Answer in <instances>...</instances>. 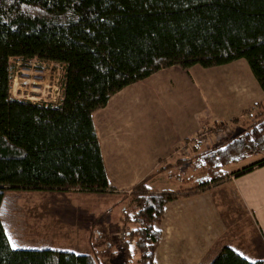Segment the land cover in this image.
<instances>
[{
  "label": "trees",
  "instance_id": "16d2710c",
  "mask_svg": "<svg viewBox=\"0 0 264 264\" xmlns=\"http://www.w3.org/2000/svg\"><path fill=\"white\" fill-rule=\"evenodd\" d=\"M11 58L61 65L59 102L11 98ZM238 60L264 91V0H0V205L9 190L111 192L92 114L158 71ZM242 124L205 150L199 140L190 141L193 155L181 160L191 173L182 182L192 183L184 196L264 165L262 158L224 171L264 152V113ZM151 177L133 187L125 212L131 227L123 247L130 257L137 255L135 264H155L157 225L165 204L177 196L151 193ZM96 255L13 248L0 222V264H97ZM210 264H264V258L249 261L222 247Z\"/></svg>",
  "mask_w": 264,
  "mask_h": 264
},
{
  "label": "rangeland",
  "instance_id": "374dc122",
  "mask_svg": "<svg viewBox=\"0 0 264 264\" xmlns=\"http://www.w3.org/2000/svg\"><path fill=\"white\" fill-rule=\"evenodd\" d=\"M230 65L228 68L223 66L222 73H219L217 68L205 69L200 66H193L176 75H170V71L162 72L166 74L164 78H151L146 80V84L140 85L144 90L136 92L142 94L139 98H134L136 100L131 106H125L124 116L125 118L131 116L132 121L130 122L136 121V125H142V131L145 133V130L149 128H153L152 130L162 127L170 128V123L163 121L155 126L151 124L160 115L165 116L166 121L169 122L168 115L183 113L186 108L189 109L190 114L200 115L205 103L207 105V100L211 103L216 100L225 101L228 100L227 95L233 96L247 89L249 91L246 93L254 96V79L247 72L246 62L238 60ZM232 67L239 68V80L235 75L224 76L226 73L223 72L234 71ZM62 75V66L57 63L38 59L25 61L11 58L9 59L10 97L31 103L54 105L61 98ZM160 82H164L167 86L163 85V89L160 90V86L156 87L157 84H161ZM184 83H190L193 90L187 88L189 85L183 86ZM227 87L230 90L224 89ZM130 91L127 88L124 92L128 100ZM189 92L194 95H189ZM150 117L151 120H149ZM222 122L226 123V126H223L224 123L221 122L209 121L207 125L199 128L195 138L187 139L184 144H175L169 148L168 153L146 155L137 153L139 154L138 167L133 170L118 169V163L124 160L125 156L117 154V145L107 147L110 159L106 165V172L113 188L108 193L13 190L5 192L0 205V222L10 245L18 249L31 247L34 248L32 250L46 248L74 254L93 255L97 253L95 257L97 264H135L137 255L130 257L123 247L127 232L131 227V224L125 221V212H128L131 206L129 198L133 187L147 176L152 175L147 182L152 190H150L151 193L165 191L162 190L163 186V189L173 190L172 193L177 195L173 201L184 197L183 193L192 183L182 182L183 175L185 179L191 173L186 169L187 164L182 163L181 160L193 155L190 148H193L195 143L192 144L190 141L196 139L195 141L198 142L199 140L201 143L199 150H205L224 142L244 127L243 124L241 128L240 125L232 126L226 121ZM237 122L238 119H236ZM110 125L109 123L104 131L106 137L103 134V138H107L109 143L114 142V138L118 139V136L112 133V130H115L111 129L112 125ZM214 126H216L215 129ZM138 139L145 141L147 137L139 135ZM137 149H140L137 140L132 141V146L127 144L126 150L129 152H137ZM114 151L118 159L112 157ZM135 155L131 158H135ZM262 158H264V152L251 154L244 161L226 167L224 171H235ZM177 163L179 167H175ZM166 165H169L171 169L163 170ZM168 171L174 173V176H168ZM177 174L181 176V180L173 178ZM244 226H238L237 230ZM248 231L249 240L252 242L253 232L250 226Z\"/></svg>",
  "mask_w": 264,
  "mask_h": 264
},
{
  "label": "crops",
  "instance_id": "0c3cea01",
  "mask_svg": "<svg viewBox=\"0 0 264 264\" xmlns=\"http://www.w3.org/2000/svg\"><path fill=\"white\" fill-rule=\"evenodd\" d=\"M230 64L224 65L227 66L225 68L230 67ZM213 68H217L219 73H222L223 66ZM232 68L234 71L231 73L233 74L223 72L226 73L224 76L235 75L236 79L239 80V68ZM245 68L247 69V67ZM166 71H170V75H176L183 70L171 67L158 71L145 80L115 93L104 108L92 114L105 170L110 159L107 154V147L111 148L117 145V154L119 156L124 154L125 158L118 163V169L133 170L138 167L137 162L140 153L145 155L168 153L169 148L175 144H184L187 139L195 138L199 128L207 125L209 121L219 123L226 121L232 126L240 125L239 127L242 128L243 122H249L257 113H264V91L259 88L254 80V96L246 93L249 91L247 89L239 91L233 96L227 95L229 97L225 101L216 100L211 103L207 100V105L205 103L202 108L203 114H190L189 109L186 108L183 113L179 112L174 116L168 115L169 122L166 121L165 116L160 115L153 122L151 121V124L155 126L163 121L170 123V128L162 127L156 130L149 128L144 133L142 125H136V121L130 122L132 121L131 116L125 118V106H131L136 100L134 98H139V95L142 94L136 92L137 90H144L140 87L141 84H146V80L151 78H164L166 74L162 72ZM249 74L251 73L249 72ZM160 83H155L157 84L156 87L160 86V90L163 89V85L167 86L164 82ZM188 85L187 88L192 91L193 87L190 83H184L183 86ZM127 88L131 90L129 100L124 95ZM224 89L230 90L229 87ZM189 95L194 94L189 92ZM233 119H238V122L231 123ZM149 120L147 119V123L150 122ZM109 123L112 125L111 129L115 130H112V133L118 136V139L114 138V142L111 143L106 140L107 138H103ZM139 135H145L147 139L140 141ZM135 140H137L140 149H137V152L126 150L127 144L132 146V141L135 142ZM133 155L135 158H131ZM112 157L117 158L115 151ZM107 178L110 183L108 176ZM147 188L151 190L148 183ZM162 190L173 191L163 189V186ZM243 225L245 226L237 230L238 226ZM249 226L253 232L252 242L249 240ZM157 228L161 233V238L153 254L155 264H210L222 247L234 250L249 261L264 258V165L240 176H230L224 182L204 192L184 196L177 201L168 203L164 207L163 219ZM26 249L34 248L27 247Z\"/></svg>",
  "mask_w": 264,
  "mask_h": 264
},
{
  "label": "built area",
  "instance_id": "2783aa9c",
  "mask_svg": "<svg viewBox=\"0 0 264 264\" xmlns=\"http://www.w3.org/2000/svg\"><path fill=\"white\" fill-rule=\"evenodd\" d=\"M223 126H226V123L223 124ZM216 128V126H214V129Z\"/></svg>",
  "mask_w": 264,
  "mask_h": 264
}]
</instances>
